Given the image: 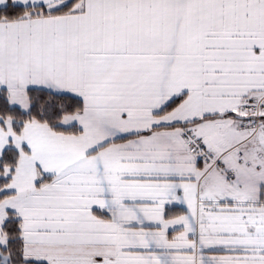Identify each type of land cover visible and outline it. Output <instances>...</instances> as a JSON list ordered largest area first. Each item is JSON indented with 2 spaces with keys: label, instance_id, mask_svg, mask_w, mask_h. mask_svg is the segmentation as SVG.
<instances>
[{
  "label": "snow or ice",
  "instance_id": "1",
  "mask_svg": "<svg viewBox=\"0 0 264 264\" xmlns=\"http://www.w3.org/2000/svg\"><path fill=\"white\" fill-rule=\"evenodd\" d=\"M0 264H264V0H0Z\"/></svg>",
  "mask_w": 264,
  "mask_h": 264
}]
</instances>
